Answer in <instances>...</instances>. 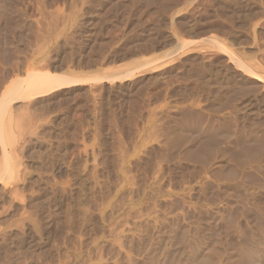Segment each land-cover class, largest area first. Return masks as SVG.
I'll use <instances>...</instances> for the list:
<instances>
[{
	"label": "rangeland",
	"instance_id": "1",
	"mask_svg": "<svg viewBox=\"0 0 264 264\" xmlns=\"http://www.w3.org/2000/svg\"><path fill=\"white\" fill-rule=\"evenodd\" d=\"M0 264H264V0H0Z\"/></svg>",
	"mask_w": 264,
	"mask_h": 264
},
{
	"label": "bare ground",
	"instance_id": "2",
	"mask_svg": "<svg viewBox=\"0 0 264 264\" xmlns=\"http://www.w3.org/2000/svg\"><path fill=\"white\" fill-rule=\"evenodd\" d=\"M10 19V18H9ZM3 20V19H2ZM11 21V20H10ZM5 28H7V27H5ZM4 28V29H5ZM36 73V72H35ZM34 73V74H35ZM252 73V72H251ZM41 74V73H37V75L35 74V75H33V73H32V75H31V77L32 78H30V80L28 81V87H27V90L29 91V90H31V91H33V92H29V93H27V94H30V96H31V94H37L38 96H39V94L41 95L42 93H45L46 91L48 92V91H50L52 88H54V87H56V86H59V85H63V84H65V83H71L72 85H75V84H77V83H80L82 80H76V79H74L73 80V78H72V80L70 79H65L64 78V82L65 83H63L62 82V80H61V82L60 81H58L57 80V78H54V76H52V77H50V76H47V77H45V75L46 74H43L44 75V77H42V76H40V77H38L39 75ZM41 74V75H42ZM252 74H254V73H252ZM255 75V74H254ZM254 75H251V77H257L256 75L254 76ZM34 76H37V77H34ZM250 76V75H249ZM259 79V78H258ZM88 80V79H87ZM84 81V80H83ZM60 82V83H59ZM22 87V86H21ZM37 89H38V91H37ZM19 90V89H18ZM26 90V91H27ZM36 90V91H35ZM24 91V90H23ZM25 91V92H26ZM27 91V92H28ZM35 91V92H34ZM24 92V93H25ZM23 93V92H22ZM21 93V94H22ZM26 94V93H25ZM24 94V95H25ZM26 94V95H27ZM32 97V96H31ZM7 105V104H6ZM79 124V123H78ZM1 142H2V140H1ZM3 146V145H2ZM4 148H5V146H3ZM5 150V149H4ZM6 151V150H5ZM7 152H5V154H6ZM8 156V155H7ZM5 157V156H4Z\"/></svg>",
	"mask_w": 264,
	"mask_h": 264
}]
</instances>
